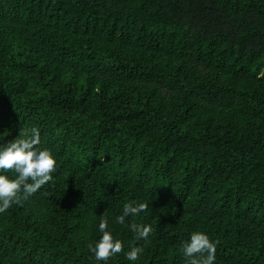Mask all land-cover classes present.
I'll return each mask as SVG.
<instances>
[{
	"label": "trees",
	"instance_id": "1",
	"mask_svg": "<svg viewBox=\"0 0 264 264\" xmlns=\"http://www.w3.org/2000/svg\"><path fill=\"white\" fill-rule=\"evenodd\" d=\"M33 128L56 168L0 213V264H104L102 218L107 264H188L194 231L264 264V0H0V142Z\"/></svg>",
	"mask_w": 264,
	"mask_h": 264
},
{
	"label": "clouds",
	"instance_id": "2",
	"mask_svg": "<svg viewBox=\"0 0 264 264\" xmlns=\"http://www.w3.org/2000/svg\"><path fill=\"white\" fill-rule=\"evenodd\" d=\"M5 135L7 131L0 133V136ZM39 145L40 132L36 128L31 130V135H22L7 143L0 142V213L18 202L21 196L29 198L51 179L56 168V158L50 149ZM7 170H12L15 176H9ZM145 208L146 204L143 202L125 203L123 212L116 217V221L124 224L126 217H135ZM130 228L137 239L147 240L152 232L150 224L132 223ZM99 231L102 235L94 243H89L88 248L97 261L107 264L110 257L123 250V243L113 235L105 218L99 223ZM215 251V243L203 231L192 232L190 238L182 244V252L188 264H214ZM142 252V247L133 246L125 252V257L128 261L135 262Z\"/></svg>",
	"mask_w": 264,
	"mask_h": 264
}]
</instances>
